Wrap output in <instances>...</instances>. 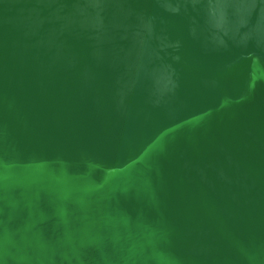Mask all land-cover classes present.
Here are the masks:
<instances>
[{
	"label": "water",
	"instance_id": "water-1",
	"mask_svg": "<svg viewBox=\"0 0 264 264\" xmlns=\"http://www.w3.org/2000/svg\"><path fill=\"white\" fill-rule=\"evenodd\" d=\"M0 264H264V0H0Z\"/></svg>",
	"mask_w": 264,
	"mask_h": 264
}]
</instances>
